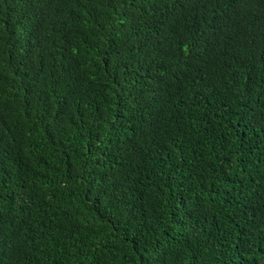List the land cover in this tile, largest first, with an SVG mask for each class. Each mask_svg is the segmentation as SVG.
Listing matches in <instances>:
<instances>
[{
    "label": "trees",
    "instance_id": "trees-1",
    "mask_svg": "<svg viewBox=\"0 0 264 264\" xmlns=\"http://www.w3.org/2000/svg\"><path fill=\"white\" fill-rule=\"evenodd\" d=\"M0 264H264V0H0Z\"/></svg>",
    "mask_w": 264,
    "mask_h": 264
}]
</instances>
